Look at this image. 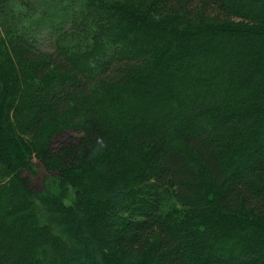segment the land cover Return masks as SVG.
Wrapping results in <instances>:
<instances>
[{"label":"trees","instance_id":"obj_1","mask_svg":"<svg viewBox=\"0 0 264 264\" xmlns=\"http://www.w3.org/2000/svg\"><path fill=\"white\" fill-rule=\"evenodd\" d=\"M35 5L0 0V264H264V0Z\"/></svg>","mask_w":264,"mask_h":264},{"label":"rangeland","instance_id":"obj_2","mask_svg":"<svg viewBox=\"0 0 264 264\" xmlns=\"http://www.w3.org/2000/svg\"><path fill=\"white\" fill-rule=\"evenodd\" d=\"M26 1V0H25ZM32 2V0H31ZM36 5L35 8L37 9H46L47 11V3L49 0H35ZM37 41L40 43L41 47L50 50L52 44V34L50 33V27H43L40 31H36L34 34ZM78 132L75 131H68L61 133L57 136L56 140L54 141L55 146L60 145L64 142H71L76 138ZM60 173H56L49 168H46L38 159H34L33 166L27 167L23 171V177L26 179V183L28 187L34 190L37 193L45 194L50 193L52 197H58L60 194L61 184L63 183L62 180L59 179ZM63 188V187H62ZM75 188H67L66 195L69 199L66 200V204L69 205L72 202H75L77 195H76ZM80 227L79 225H77ZM83 230V228H82ZM80 236V234L78 235ZM85 240V239H84ZM86 245H82L85 248H88L87 242L85 241Z\"/></svg>","mask_w":264,"mask_h":264},{"label":"clouds","instance_id":"obj_3","mask_svg":"<svg viewBox=\"0 0 264 264\" xmlns=\"http://www.w3.org/2000/svg\"><path fill=\"white\" fill-rule=\"evenodd\" d=\"M99 142V141H98Z\"/></svg>","mask_w":264,"mask_h":264}]
</instances>
